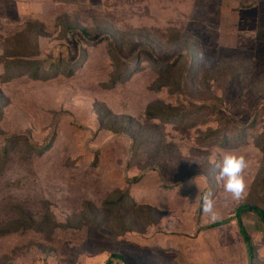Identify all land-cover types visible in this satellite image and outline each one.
I'll return each mask as SVG.
<instances>
[{
    "label": "rangeland",
    "instance_id": "obj_1",
    "mask_svg": "<svg viewBox=\"0 0 264 264\" xmlns=\"http://www.w3.org/2000/svg\"><path fill=\"white\" fill-rule=\"evenodd\" d=\"M8 56L36 61L0 63V264H248L235 212H264V0H0ZM228 152L248 163L239 200L216 178ZM123 193L134 231L92 226ZM240 218L264 264V224Z\"/></svg>",
    "mask_w": 264,
    "mask_h": 264
},
{
    "label": "trees",
    "instance_id": "obj_2",
    "mask_svg": "<svg viewBox=\"0 0 264 264\" xmlns=\"http://www.w3.org/2000/svg\"><path fill=\"white\" fill-rule=\"evenodd\" d=\"M20 59V60H19ZM26 59L25 56H20V57H13V56H8V57H3V58H0V63H3L5 62L7 65H28V66H34L35 64V61L36 60H32V61H21V60H24ZM7 68V67H6ZM46 72V71H45ZM45 72H38V70H34L32 73H28V72H19V73H15V74H12V76H10V79L11 78H14V77H20V76H25V75H28L31 76L32 79H41L43 77L47 78V76H45ZM2 94L0 93V100H2ZM196 111H198L199 109H201V106H193ZM153 110V109H152ZM152 110H148L147 114H146V117L147 119H151V120H154V119H159L161 121H164V119H168V117H170V112L167 113V112H163V113H158L157 110H155L154 113H152ZM219 137V136H217ZM216 137V138H217ZM226 141H225V138L223 137L222 139H220L218 141V144L219 145H226ZM139 181V178H136L134 182H138ZM135 205V202L132 201L127 195L126 193H123L121 195L118 196V198L116 200H113L111 202H108V203H105L104 204V208L101 211H98L96 214L94 215H91L93 216V223H91L92 226H99L101 225V223L103 221H108L109 219V215L110 214H114L116 213L117 215L114 217L115 218V221L114 224L117 226V230H118V234H126V233H129V232H133L134 231V228H133V223L131 220H129L130 222H127L124 218V214L122 215L121 212H122V209H125L126 207H129L130 206H134ZM127 212V211H126ZM101 215H100V214ZM246 213H252L254 216H256L260 221L261 223L264 224V212L262 210H259L258 208H255L253 206H242V207H238L236 212H235V215H236V218H237V224H238V228H239V233L243 239V242H244V245H245V248H246V251H247V258H248V264H253V253H254V250H253V245L251 243V240H250V237L249 235L247 234L245 228H244V225L242 224V221H241V216L246 214ZM99 214V216H98ZM101 217V218H100ZM134 220H137V217L135 216ZM110 221V219H109ZM155 223V222H154ZM152 223V224H154ZM224 222L222 223H219V224H216L217 225H222ZM115 231V230H114ZM116 232V231H115ZM115 260H118V261H123L122 257L118 256V255H111V258L106 262V264H113V261Z\"/></svg>",
    "mask_w": 264,
    "mask_h": 264
},
{
    "label": "clouds",
    "instance_id": "obj_3",
    "mask_svg": "<svg viewBox=\"0 0 264 264\" xmlns=\"http://www.w3.org/2000/svg\"><path fill=\"white\" fill-rule=\"evenodd\" d=\"M215 166L218 169L217 181L223 183L224 191L231 194L233 199H241L246 189L244 171L248 167V163L245 156L228 152ZM200 199L202 211L209 215L211 221L215 222L218 216L214 210L213 192L205 191Z\"/></svg>",
    "mask_w": 264,
    "mask_h": 264
}]
</instances>
